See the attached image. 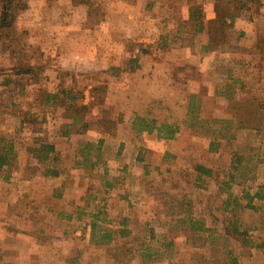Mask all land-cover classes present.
<instances>
[{"label":"rangeland","instance_id":"374dc122","mask_svg":"<svg viewBox=\"0 0 264 264\" xmlns=\"http://www.w3.org/2000/svg\"><path fill=\"white\" fill-rule=\"evenodd\" d=\"M3 6L0 0V151L41 144L46 138L26 140L32 130L49 134L59 126L112 139L96 149L74 138L67 157L38 167L31 149L39 146L20 154L13 148L11 165L0 169V264H152L148 255L156 251L154 264H219L228 257L264 264V247L250 241L264 239V120L213 118L216 108L231 107L233 93L243 104L253 96L256 112L264 113V26L251 44L230 23L263 21L264 0H13L9 26L1 23ZM242 50L235 63L230 51ZM233 63L237 73L228 72ZM233 79L248 88H228ZM62 90L76 101L61 95L64 102L46 103ZM175 98L190 106L184 121L173 119L180 116L172 114ZM77 112L81 122L73 124ZM26 114L35 121L24 122ZM164 125L178 129L174 138L161 137ZM119 126L127 141L134 130L160 146L187 130L178 154L163 146L161 155L141 152L135 162ZM78 158L82 170L74 167ZM19 163H27L28 184L10 181L12 172L22 173ZM48 167L68 171L61 179H35ZM65 205L75 208V222ZM124 214L134 231L118 243L109 230ZM85 224L89 244L68 239H88Z\"/></svg>","mask_w":264,"mask_h":264},{"label":"crops","instance_id":"0c3cea01","mask_svg":"<svg viewBox=\"0 0 264 264\" xmlns=\"http://www.w3.org/2000/svg\"><path fill=\"white\" fill-rule=\"evenodd\" d=\"M213 18V17H212ZM263 21L261 19H253V20H245L243 18H236L234 21L230 22L231 25L234 27V29L240 31V35H244L246 37H248L249 42L251 44L257 43L258 41H260V31H261V26H264V18H262ZM262 26V27H263ZM264 28V27H263ZM205 32V29L203 28V31ZM207 35V34H206ZM204 33V36H206ZM206 42L205 45H208L211 41L210 38H206ZM256 51V50H255ZM142 55V57L144 56V52L141 51L140 52ZM217 53V51L215 52ZM250 53L252 56H255L254 54V50L253 52L250 51L248 52ZM230 54L232 57H234V61L236 63L237 60L235 59H239L244 57V55H246L245 51H230ZM235 63H233V66L231 68V70H229L228 72L230 73H237V67L235 65ZM248 68H253V66L248 65ZM227 87L231 88L237 92L241 91L240 89H247L248 88V84L247 82L243 81V80H227ZM240 88V89H239ZM201 89V86H199L198 84H193V90L191 95H198L199 90ZM211 95V94H210ZM238 96V97H237ZM194 97V96H193ZM218 98H222L217 96ZM241 97V96H240ZM239 95L234 94L231 95L230 99L227 100V105L231 106L230 108H222V107H218L216 108V114L213 116L214 119H226V120H232L235 122H245V121H250L252 123L255 122H259L260 118H262V120H264V113L262 111L260 112H256V101L254 99L253 96H247V100L245 101V104H243L241 101H238L237 98H240ZM177 98H175V103H173L175 106H173V111L172 114H180L179 117L174 118V120L176 121H184L188 118V114H189V109L190 106H188V103L186 101H184L182 104L176 100ZM221 103L223 104V101H221ZM182 113V114H181ZM26 126V124H24ZM122 126H119L118 128V137L120 138V140L122 142L126 143V149H124V151H132L135 152L137 154L136 158H135V162L141 161V158H138V156L140 155L141 152H147L148 155H161L163 152V150H161V147L165 146L166 151H169L170 153L173 154H178L179 152L182 151V147H183V141H184V136L186 133L187 128H185V126H182L179 130V133L177 134L176 138L168 141V142H164L161 146L159 143H155L154 141L150 140L149 138H147L148 133L142 132L139 133L138 131H132V138H129V141H127L124 137H123V129L121 128ZM33 134L30 131V135H32L30 138H27L26 140L30 141L31 143L33 141H36V139L38 140L37 142L40 141L41 138H46V140H43L42 142H46L45 144H51L54 146L55 152L54 155L56 154L55 158L54 156H50L49 162L53 159H57V161H61V155L63 157H67L69 155L70 152H73L74 147H72V145L68 144L69 142L71 143L73 141L74 138L78 139V137L81 139V141H86L89 142L90 145L94 146L96 149H101V148H105L107 147L108 143L110 142V139H112L111 135H105L104 133H99L96 130L93 129H89L88 131H84L83 133H75V132H69V130H64V128L62 126H59L58 129L56 130H52V132L45 133L44 131L41 133L33 131ZM138 132V133H137ZM144 140L145 142H147V144L142 143L141 140ZM48 141V142H47ZM41 142V144H43ZM40 143H35V144H26V142L24 141L23 144L17 145L14 144L13 148L14 151L18 154L23 153V152H27V148L31 147L33 145L35 146H41ZM165 144V145H164ZM142 147H145L148 151H146L145 149H143ZM34 150L31 149V151H35L37 148H33ZM73 150V151H71ZM78 151V150H77ZM216 152L219 154L222 153V149H217ZM216 153V154H217ZM33 156V155H32ZM30 156V159L35 160V157ZM78 156V154H77ZM80 158L76 159V162H74V167L75 169H81L84 167L82 162L78 161ZM82 161V160H81ZM36 167H38L40 165L39 160L36 159ZM39 163V164H38ZM15 166L13 168H16L18 163H14ZM20 164V163H19ZM27 164V163H26ZM26 164H20V168L22 169V173H17L15 174L14 172H12V178H10V181H16L20 184H28L31 181V177L29 176H25L26 174V170L28 169L26 167ZM33 164V163H32ZM97 165V163H95ZM95 164H92V166L95 167ZM236 163L233 160V162H231V166H234ZM126 167V166H125ZM11 168V169H13ZM4 169H6V167H4ZM73 169V170H75ZM3 170V169H2ZM68 170H66V168L64 169V172L62 173L61 171H59V176L56 177L57 179H61L63 174H65ZM16 177V178H15ZM49 178L52 177H42L41 175H36L35 179H39V180H48ZM104 186L106 187L107 190H109L112 187V184L110 183H106L104 184ZM82 190V192L80 191ZM111 191V190H109ZM78 193H80V195L78 197H80L81 195H85L86 193V189L82 188L80 189V187L78 186ZM67 194L65 192L60 191L59 196H58V200L62 201L66 198ZM92 196V195H91ZM93 198H95L93 196ZM75 208H73V210H69V206L65 205V211H67L68 216H69V220L75 222L76 219V212L74 211ZM86 215H92L91 217L93 218L94 214L93 212L87 213ZM118 217V216H117ZM120 218H116V227L114 228V230H109L113 233L114 238L116 240H118V243H121V239H124V236H121L120 233L126 232V234H132L133 228L131 227V220L130 218H126L129 216L124 215H120ZM122 219V220H121ZM120 221V222H119ZM119 222V223H118ZM128 223H129V227H128ZM119 224V225H118ZM165 224L162 223V227H164ZM85 226L87 227V224H85ZM84 226V227H85ZM91 226L89 225L87 227V232H86V236L84 238H88V239H84L81 240L82 238H78V237H68V239L70 240H75V241H84V242H90V232H91ZM156 231V230H155ZM69 231H65L63 232V234L67 233ZM77 230L74 232H71L72 234H76ZM77 235H79L77 233ZM121 236V237H120ZM106 243V242H105ZM110 243V244H109ZM65 245H71V244H65ZM74 245V244H72ZM103 246H110L112 245L111 241H108V243L106 244H101ZM173 243H171L168 246H172ZM95 248V247H94ZM157 254H150L148 255V257L150 258V263L154 264L155 261L157 260V258H154L153 255H159V252L156 251ZM153 256V257H152Z\"/></svg>","mask_w":264,"mask_h":264},{"label":"trees","instance_id":"16d2710c","mask_svg":"<svg viewBox=\"0 0 264 264\" xmlns=\"http://www.w3.org/2000/svg\"><path fill=\"white\" fill-rule=\"evenodd\" d=\"M3 3H4V8H3V12H2V25H5V26H9V25H12L13 24V21L15 20V16L13 14H11L12 9L8 8L7 5L9 3H12L13 0H2ZM91 0H72L73 3H77V4H83V3H87V2H90ZM10 19H12L10 21ZM200 31H203V27L200 28ZM29 72H31L32 70H28ZM26 72V73H29V72ZM97 89V88H96ZM95 89V90H96ZM63 97H67L69 98V93L67 91H60L58 94H48L47 95V99H46V103H51V102H64L65 100L61 99L62 96ZM71 100V103H74V101H76V99L74 97H70L69 98ZM69 107H74L72 106V104L69 106ZM84 107H87V106H84ZM25 117H28L29 119H24V122L28 121V122H33L35 121V116L34 115H31V114H26ZM107 121V120H105ZM81 122V118H80V115L76 114L75 118H74V123L73 124H77V123H80ZM110 124H112V122H108ZM148 127V126H146ZM163 128L162 129H159V130H163V129H166V134H161L162 138H165V139H172L175 137L176 133L178 132V129L177 128H172V126L170 125H164L162 126ZM154 128V127H153ZM89 129V124H84L83 125V130H88ZM108 131L107 132H110V129H107ZM150 132H151V129H150ZM35 155L37 157V159L39 160V162L41 164H47L49 162V159H50V156L51 154H53L55 152V149H54V146L51 145V144H41L40 148H37L35 150ZM42 154V155H40ZM15 158V154L13 152V148H12V145L9 147H7V149H5L3 152L0 151V169L3 168L4 166L8 165L10 166L11 163H12V159ZM42 177H58L59 176V171L57 169H52L50 167H48L45 172L41 173L40 174ZM57 196H59V194H57ZM193 233V231H192ZM126 234V232H121V236H124ZM252 245H254L253 247H256V248H263L264 247V239H256V240H250ZM246 243L248 241H245ZM250 243V242H248ZM260 243V244H259ZM230 258V259H229ZM219 264H240L239 263V260L235 257H228L226 259H224L223 262H219Z\"/></svg>","mask_w":264,"mask_h":264}]
</instances>
